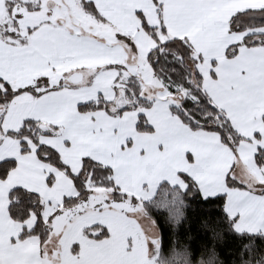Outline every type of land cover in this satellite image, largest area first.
I'll use <instances>...</instances> for the list:
<instances>
[{
    "label": "snow or ice",
    "instance_id": "obj_1",
    "mask_svg": "<svg viewBox=\"0 0 264 264\" xmlns=\"http://www.w3.org/2000/svg\"><path fill=\"white\" fill-rule=\"evenodd\" d=\"M0 264H264V0H0Z\"/></svg>",
    "mask_w": 264,
    "mask_h": 264
}]
</instances>
